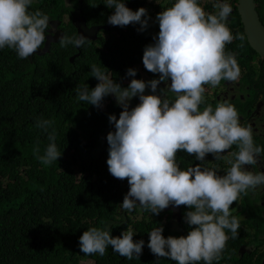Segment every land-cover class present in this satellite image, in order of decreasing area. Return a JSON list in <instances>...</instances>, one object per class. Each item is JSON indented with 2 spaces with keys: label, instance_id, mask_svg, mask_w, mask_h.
Returning <instances> with one entry per match:
<instances>
[{
  "label": "clouds",
  "instance_id": "clouds-1",
  "mask_svg": "<svg viewBox=\"0 0 264 264\" xmlns=\"http://www.w3.org/2000/svg\"><path fill=\"white\" fill-rule=\"evenodd\" d=\"M33 2L0 0V49L14 50L19 59H28L43 48L46 30L51 28L47 14L29 11ZM104 5L114 9L107 19L110 25L139 24L140 32L149 26L150 17L144 7L133 11L124 0H105ZM212 7L215 12L207 13L198 0H174L171 7L156 14L159 31L153 36L154 43L144 48L139 66L129 68L126 75L139 76L136 70L144 66L151 74H159L158 79L145 82L137 78L129 83L125 79L121 86L107 69L93 64L90 76L98 81L96 86L75 88L81 102L99 108L106 96L113 101L110 95H114L120 106L116 105L122 109L119 118L108 116L115 131L106 136L108 172L116 179H126L129 186L121 210L132 212L139 206L151 215H159L170 205L189 209L183 217L190 227L186 236L165 238L162 226L148 232L150 252L157 260L166 258L175 264L219 262L229 238L236 239L240 229V220L232 215L230 206L241 195L264 187V172L249 170V166L261 164L264 153V147L254 142L252 127L241 125L237 109L227 100L215 107L205 102V85L215 89L221 81L232 84L241 76L236 56L225 51L234 39H243L227 27L231 5L215 0ZM90 42L78 33L59 38L62 48H80ZM169 80L171 83L157 94L158 85ZM146 88L151 94H145ZM133 97H138L139 103L130 108ZM54 123L42 118L35 122L49 140L43 155H39V146L33 149L44 166L52 165L62 154L55 143ZM233 146L236 150L229 151ZM178 152L200 163L181 170L176 161ZM208 154L228 165L223 175L201 167ZM134 235L127 229L114 237L110 228L91 227L79 237L80 251L104 256L111 247L128 260L139 259L145 242L134 241Z\"/></svg>",
  "mask_w": 264,
  "mask_h": 264
},
{
  "label": "trees",
  "instance_id": "trees-1",
  "mask_svg": "<svg viewBox=\"0 0 264 264\" xmlns=\"http://www.w3.org/2000/svg\"><path fill=\"white\" fill-rule=\"evenodd\" d=\"M89 1L87 9L101 17L107 9L103 0L96 5ZM126 7L138 9L137 5ZM61 8L38 3L29 11L40 10L57 19ZM75 34L70 25L66 35ZM147 41L143 32L138 36L129 32L121 40H101L80 48L53 45L48 54L35 53L28 59H19L7 47L0 49V264H82L85 260L175 264L166 258L157 260L147 247L148 232L161 226L163 218L155 220L143 209L123 212L120 208L129 186L126 179L108 172L106 132L115 131L108 116L119 118L121 107L106 96L97 108L79 101L75 92L76 87L86 84L92 89L98 83L90 76L93 64L108 70L121 86L125 79H134L126 72L139 64ZM37 118L55 121V143L62 154L50 166L41 165L33 152L39 146L43 155L49 144L47 133L35 127ZM91 227L110 228L114 237L132 230L134 241L145 242L142 254L128 260L109 247L104 256L84 255L79 237ZM166 228L162 235L173 236L171 227Z\"/></svg>",
  "mask_w": 264,
  "mask_h": 264
},
{
  "label": "flooded vegetation",
  "instance_id": "flooded-vegetation-1",
  "mask_svg": "<svg viewBox=\"0 0 264 264\" xmlns=\"http://www.w3.org/2000/svg\"><path fill=\"white\" fill-rule=\"evenodd\" d=\"M104 2L105 0H103ZM198 2L207 13L215 12V9L212 7L215 0H198ZM223 2H227L232 8L231 15L227 21V27L234 36L236 34L243 36L242 40L234 39L225 48L226 52H231L236 56L241 69V76L236 83L230 84L226 81H221L220 86L215 89L211 88L210 85H205V102L212 104L213 107L218 102L225 100L233 104L239 113L241 125H250L253 130L255 144L264 147V55L255 49L247 35L246 27L239 10L240 0H223ZM38 3L42 6L51 4L62 6L61 16L57 19H50L51 28L46 30V37L49 35L55 36L61 32L66 35V32L70 31V25L73 26L77 34V27L81 23H84L90 32L92 29L100 28L95 34V39L90 42L96 45L101 40L105 42H110L113 38L121 40L129 32L132 36H138L141 33L132 24L123 27L111 25L109 30H104V28L110 25L107 19L113 14V10L109 8L102 10V16L105 17V20L102 21V16H97V11L87 9L86 0H57L53 1V3H51V0H34L32 5H38ZM93 3L96 5L97 0L89 1L90 5ZM124 3L126 6L137 5L138 8L144 7L147 9L150 19L149 26L143 31L144 35L148 36V41L144 43V50L147 45L154 43L153 36L159 31L158 23L155 22L156 14L167 7H171L174 0H124ZM255 5L259 22L264 29V0H255ZM53 29L54 32L52 31ZM50 32L51 34H49ZM58 44H52V46ZM43 49L44 46L41 50ZM136 72L139 73V76H134V79L140 78V80L145 82L159 78V74H151L144 66L138 71L136 70ZM130 80H125V82L129 83ZM128 83L124 84L123 87H127ZM166 83L170 84L171 82L170 80L161 82L158 85L157 94H160L159 90L164 88ZM145 94H151L150 89L146 88ZM168 98L172 99L173 94L169 93ZM138 103L139 98L133 97L129 102V107H134ZM203 107L204 105H201V110ZM109 132L107 131L106 135ZM235 150L236 148L233 146L229 151ZM228 154L225 153L224 155L228 156ZM260 160L261 164L259 166H249V170L264 172V153H261ZM176 161L181 170H186L188 167L200 163L194 157L188 156L184 152L177 153ZM201 167L215 169L218 174L223 175L228 165L223 160H214L211 154H208L205 157V161L201 163ZM230 207L232 215L240 220L238 237L236 239L229 238L222 259L219 262L214 261L213 264H264V187L257 189L255 193L250 192L247 196L241 195L240 199ZM136 208L140 211L142 209L139 206ZM175 208L177 209V207L170 205L167 209L161 211L159 215H153L154 219L157 220L162 217L163 224L161 226L163 230L167 229L166 227H171V233L174 237L186 236L190 227L184 222L183 217L189 209L186 206H179V212H177ZM135 209L132 212H135ZM124 214L122 213L121 215L123 216ZM225 231L227 232V230ZM228 235L231 237L230 233Z\"/></svg>",
  "mask_w": 264,
  "mask_h": 264
},
{
  "label": "water",
  "instance_id": "water-1",
  "mask_svg": "<svg viewBox=\"0 0 264 264\" xmlns=\"http://www.w3.org/2000/svg\"><path fill=\"white\" fill-rule=\"evenodd\" d=\"M239 10L243 18V22L246 27V32L247 35L249 36L250 41L252 42L255 49L264 55V29L262 28L258 19L255 0H240ZM110 26L111 25H108L106 28H104V30H109ZM77 29H78V34L84 35L86 38H88L91 41L95 39V34L99 31L100 28L92 29L90 32L85 27V24L81 23L77 27ZM62 35L63 33L61 32L55 36L49 35L48 37H46L44 49L37 51L36 54H38L39 56L48 54L50 52V48L52 44H58L59 38ZM71 62H74V59H72ZM110 98L113 100L115 104L120 106L114 95H110ZM175 210L179 212L178 207L177 209L175 208Z\"/></svg>",
  "mask_w": 264,
  "mask_h": 264
},
{
  "label": "rangeland",
  "instance_id": "rangeland-1",
  "mask_svg": "<svg viewBox=\"0 0 264 264\" xmlns=\"http://www.w3.org/2000/svg\"><path fill=\"white\" fill-rule=\"evenodd\" d=\"M152 217H154V216H152ZM137 218L141 219V217H135L134 220H137ZM82 264H95V263H93V261H91V260H85V261H83Z\"/></svg>",
  "mask_w": 264,
  "mask_h": 264
}]
</instances>
